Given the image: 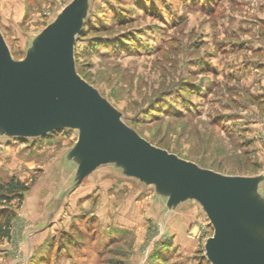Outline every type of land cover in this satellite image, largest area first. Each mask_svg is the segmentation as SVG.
<instances>
[{"label": "rangeland", "instance_id": "obj_1", "mask_svg": "<svg viewBox=\"0 0 264 264\" xmlns=\"http://www.w3.org/2000/svg\"><path fill=\"white\" fill-rule=\"evenodd\" d=\"M0 47L14 90L81 88L139 141L225 176L239 211L223 248L264 264V0H0ZM58 104L38 115L50 131L0 104V182L30 186L0 207V264H214L219 189Z\"/></svg>", "mask_w": 264, "mask_h": 264}, {"label": "water", "instance_id": "obj_2", "mask_svg": "<svg viewBox=\"0 0 264 264\" xmlns=\"http://www.w3.org/2000/svg\"><path fill=\"white\" fill-rule=\"evenodd\" d=\"M57 53L58 55L60 54L59 51H57ZM1 61L2 60H0V69ZM27 89L33 90L30 91ZM10 91L13 95L9 94ZM28 91L30 92L28 93ZM55 102L68 103L75 109L81 111L82 114L94 124L95 128L101 127L102 130H104V135L106 137H108L109 131L112 132L117 137L116 139L119 143L122 144L123 148L126 149L127 153L132 156L164 166L195 181L200 180L209 185L212 184L216 186L222 193V196L229 202L230 211L225 216V219L222 218V216H216L214 219L215 233L208 243L210 259L214 264H236L225 252L224 248L222 251H218V243L223 242L224 244V240L230 233L239 211L238 195L225 176L201 168L160 147L141 142L138 139L133 140L130 136L131 132L122 120L81 88L74 87L70 84L54 85L38 83L27 85L21 88V90H14L9 80L6 78L3 80L1 78L0 72V104L10 108H26L30 109V112H32L16 120L21 129L26 128L28 123L38 118L40 109L48 108Z\"/></svg>", "mask_w": 264, "mask_h": 264}, {"label": "trees", "instance_id": "obj_3", "mask_svg": "<svg viewBox=\"0 0 264 264\" xmlns=\"http://www.w3.org/2000/svg\"><path fill=\"white\" fill-rule=\"evenodd\" d=\"M30 186L17 179L11 177L10 179L0 182V207L2 205H9L13 200L17 199L21 203L24 199L25 193L29 190ZM4 225L10 226L12 222V216L6 213ZM0 231L2 235H9L8 229H5L0 225Z\"/></svg>", "mask_w": 264, "mask_h": 264}, {"label": "crops", "instance_id": "obj_4", "mask_svg": "<svg viewBox=\"0 0 264 264\" xmlns=\"http://www.w3.org/2000/svg\"><path fill=\"white\" fill-rule=\"evenodd\" d=\"M59 102H55V103H53V104H51V106L49 107L50 109H48V111H49V114H54V113H59V110H60V108H61V106H60V104H58ZM55 117V116H54ZM39 118V117H38ZM36 119L37 121H31L30 123H28V126L26 127V128H31V129H36V128H39V126L42 124H45V126H46V128H44V130H48V131H50V130H55L54 129V127H52L51 125L49 126V125H47L46 124V122L45 121H40L41 120V118H40V120L39 119ZM69 124H71V121L70 122H68ZM31 126V127H30ZM51 127V128H50ZM58 127H60V124L57 126V128ZM95 127L93 126V124H92V129H94ZM43 133H46V132H43ZM87 135V134H86ZM94 134H93V130H92V132H90L89 133V137H91V136H93ZM84 137H85V134H84Z\"/></svg>", "mask_w": 264, "mask_h": 264}, {"label": "bare ground", "instance_id": "obj_5", "mask_svg": "<svg viewBox=\"0 0 264 264\" xmlns=\"http://www.w3.org/2000/svg\"><path fill=\"white\" fill-rule=\"evenodd\" d=\"M27 90H30V89H27ZM33 90V89H32ZM32 90H30V91H32ZM30 91H28V93L30 92ZM20 92H22V91H20ZM10 95H13V93L10 91V93H9ZM22 94V93H21ZM130 136L132 137V139L133 140H136V138L132 135V134H130ZM196 185L201 189V190H205V189H207L208 187H209V184L208 183H206V182H203V181H200V180H197V182H196ZM222 218H224L225 219V217H222ZM223 250V242H219L218 243V251H222ZM227 256V255H226ZM228 257V256H227ZM229 258V257H228ZM230 259V258H229Z\"/></svg>", "mask_w": 264, "mask_h": 264}]
</instances>
